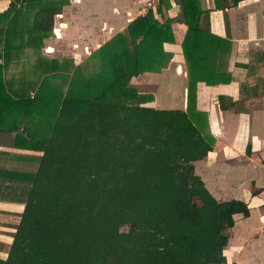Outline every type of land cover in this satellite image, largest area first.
Segmentation results:
<instances>
[{
	"label": "trees",
	"instance_id": "1",
	"mask_svg": "<svg viewBox=\"0 0 264 264\" xmlns=\"http://www.w3.org/2000/svg\"><path fill=\"white\" fill-rule=\"evenodd\" d=\"M238 1L212 0L217 10ZM68 4L9 0L0 12V134L13 132V148L40 153L31 173L0 169V195L23 205L0 264H212L233 216L249 210L215 200L194 173L213 146L194 108L195 85L229 82L205 71L211 36L200 0H181L175 19H163L170 3L159 0L161 20L150 11L134 18L77 66L40 55ZM174 21L186 28V108L140 106L145 97L128 82L167 66ZM23 55L34 83L3 77ZM249 192L264 198V187Z\"/></svg>",
	"mask_w": 264,
	"mask_h": 264
},
{
	"label": "crops",
	"instance_id": "2",
	"mask_svg": "<svg viewBox=\"0 0 264 264\" xmlns=\"http://www.w3.org/2000/svg\"><path fill=\"white\" fill-rule=\"evenodd\" d=\"M76 1L78 4L69 1L65 6L68 10L63 7L55 16L63 22L58 21L56 27L54 18V47L45 43L40 49L42 57L58 61L71 59L75 66L79 65L76 58L83 57L84 48L90 51L84 56L88 57L116 33H124L140 4V0H128L125 6L122 0ZM8 2L0 0V12ZM169 3V9L162 10L163 19L178 16V6H174L172 0ZM200 5L205 12L200 18L201 25H207L211 36L208 45L202 46L212 60L205 71L212 77L219 74L229 77V82L213 86L198 82L195 85L194 108L204 115L205 132L212 137L213 146L202 160L193 163L194 173L215 200H240L248 207L247 218L233 216L237 220L233 218L232 239L228 238L232 250L230 259L235 264H264V198L261 195L251 197L249 192L252 185L264 187V0H240L224 10L214 9L212 0H200ZM94 8L97 13L92 11ZM154 18L162 19L156 14ZM171 30L173 43L163 44V50L171 54L167 66L159 73H141L128 82V87L139 97H145L140 106L156 110L184 111L186 108L187 71L180 49L186 28L174 21ZM62 42L71 55L56 57V43L61 46ZM24 58L23 55L17 63H9L3 77L38 81V75L26 73L28 67ZM36 87L28 92L30 98ZM13 137V132L0 134V163L31 162L40 155L13 148ZM0 169L7 170L2 166ZM1 195L0 259H4L23 205Z\"/></svg>",
	"mask_w": 264,
	"mask_h": 264
},
{
	"label": "rangeland",
	"instance_id": "3",
	"mask_svg": "<svg viewBox=\"0 0 264 264\" xmlns=\"http://www.w3.org/2000/svg\"><path fill=\"white\" fill-rule=\"evenodd\" d=\"M70 2L72 1V3H77L78 1H76V0H69ZM91 1H94V0H91ZM132 1V0H131ZM133 1H135V0H133ZM136 1H138V0H136ZM104 2L106 3V1L104 0ZM78 4V3H77ZM125 4H128V0H122V5L123 6H125ZM69 5V4H68ZM86 6L84 5V8H85ZM64 10L65 11H67L68 9H67V7H65L64 8ZM63 10V11H64ZM95 11L96 13H97V9L96 8H94V9H92V11ZM99 13H101V10H100V12ZM102 16H100V18H101ZM101 20H102V18H101ZM58 21H59V23H61L62 24V22H63V19H57V18H55V26L57 27V23H58ZM61 28H63L62 27V25H61ZM55 33H54V30L51 32V36L45 41V43L47 44V45H51V46H53V40H55ZM108 35H106V36H103V38H106ZM62 37V36H61ZM62 40V39H61ZM100 41V40H99ZM102 41V40H101ZM61 42V41H60ZM56 45H57V47H55L56 49H57V51L55 52V56L57 57V55H62V56H65V55H68V56H70L71 55V51H68V50H66V47H65V45H64V43L62 42V45L60 46L58 43H56ZM54 47V46H53ZM74 48V47H73ZM90 51H88L87 50V47L86 48H84L83 49V57H81V58H76V62H78V64L79 65H81L82 63H83V61L87 58V57H84V56H86V54H88ZM47 53V52H46ZM88 56V55H87ZM0 166H2L3 168L5 167L7 170H11V171H17V172H33L34 171V169H35V163L34 162H15V161H12V160H10V161H6V162H2V163H0ZM255 216V215H254ZM254 216H252V217H254ZM235 217V216H234ZM233 217V218H234ZM236 218V217H235ZM234 218V219H235ZM255 218V217H254ZM235 220H237V219H235ZM121 230H124V228H122ZM229 238H231L232 239V231H229ZM230 252H232V250L230 249V243H228L227 242V245L224 247V249L221 251V252H219V254H218V256H213V258H212V264H235V261L232 259H230L231 258V256H230ZM240 263H242L241 262V259H240Z\"/></svg>",
	"mask_w": 264,
	"mask_h": 264
},
{
	"label": "built area",
	"instance_id": "4",
	"mask_svg": "<svg viewBox=\"0 0 264 264\" xmlns=\"http://www.w3.org/2000/svg\"><path fill=\"white\" fill-rule=\"evenodd\" d=\"M159 4V0H140L138 8L135 10L134 18L144 16L148 11L155 15V10ZM129 15V13H127Z\"/></svg>",
	"mask_w": 264,
	"mask_h": 264
},
{
	"label": "water",
	"instance_id": "5",
	"mask_svg": "<svg viewBox=\"0 0 264 264\" xmlns=\"http://www.w3.org/2000/svg\"><path fill=\"white\" fill-rule=\"evenodd\" d=\"M174 6H179L181 4V0H172Z\"/></svg>",
	"mask_w": 264,
	"mask_h": 264
}]
</instances>
